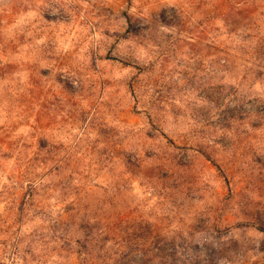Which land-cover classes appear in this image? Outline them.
Listing matches in <instances>:
<instances>
[{
  "label": "rangeland",
  "instance_id": "obj_1",
  "mask_svg": "<svg viewBox=\"0 0 264 264\" xmlns=\"http://www.w3.org/2000/svg\"><path fill=\"white\" fill-rule=\"evenodd\" d=\"M0 264H264V0H0Z\"/></svg>",
  "mask_w": 264,
  "mask_h": 264
}]
</instances>
